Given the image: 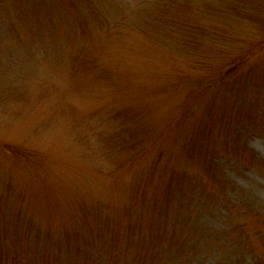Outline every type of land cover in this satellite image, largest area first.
<instances>
[{"label": "rangeland", "instance_id": "374dc122", "mask_svg": "<svg viewBox=\"0 0 264 264\" xmlns=\"http://www.w3.org/2000/svg\"><path fill=\"white\" fill-rule=\"evenodd\" d=\"M160 1L176 0H0V228L40 227L44 235L31 244L8 242L10 260L16 247L20 253L17 264H81L86 255L108 264H152V256L138 253L141 240L129 239L123 227L137 211L152 214L142 206L150 205L158 186L143 184L154 174L160 153V169L171 161L173 170L196 171L174 149L186 132L189 140L200 141L201 128L212 131L210 151L218 152L224 167L217 182L203 174L206 190L190 189L204 214L200 245L185 264H251L254 259L264 264V166L247 151L264 160V74L259 97L254 89L255 97L248 91L247 99L234 103L226 89L197 99L199 106H213L191 112L194 126L178 136L174 126L191 107L179 90L173 92L195 87L200 78L188 71L187 61L178 60L188 49L150 26ZM183 2L194 20L185 27L201 25L202 55L215 66L264 39V22L241 31V22L228 25L209 15L206 5L223 6L227 0ZM249 68L239 76H247ZM187 74L194 77L183 80ZM234 114L237 128L227 125ZM222 116L226 128L219 124ZM136 146L146 150L140 158ZM227 180L232 181L228 187ZM248 196L261 208L251 216H245V204L231 202ZM230 216L240 219L236 226L226 225ZM110 223L115 235L106 244L101 235ZM226 227L227 233L246 232L245 238L230 247L231 235L218 234ZM165 239L161 230L146 242L165 249ZM180 244L171 252L168 246L160 253L156 248V264L161 259L182 264L183 239Z\"/></svg>", "mask_w": 264, "mask_h": 264}, {"label": "trees", "instance_id": "16d2710c", "mask_svg": "<svg viewBox=\"0 0 264 264\" xmlns=\"http://www.w3.org/2000/svg\"><path fill=\"white\" fill-rule=\"evenodd\" d=\"M71 1L74 2L77 0ZM181 1L182 2L179 3L178 0H176L174 2H168V4H165L164 1L158 2L157 7L154 8L152 12L153 21L150 24V26L159 33L160 37L162 36L166 39H177L180 41V43H178L181 47L183 46L184 48L188 49V52L183 54L184 58L178 60L187 61V68L190 67L188 71L193 72L195 75L197 73L200 78L196 81L195 87L194 85L189 88L179 87L173 92L175 95L178 93L177 90H179V93H181L184 98L187 99V103L191 107V111H189L187 114L182 113L179 123L174 126V132L180 137L181 133L186 131L188 125L194 126V124L189 122L191 112H196V110L202 106H204L206 109L213 106L205 102H202L199 106L200 102L197 99L205 98L210 92H214V95L220 91L222 93L223 90L226 89L231 92L234 99L231 102L234 101V103H239L241 100L243 101L244 99H247L246 92L248 91L252 92L255 97L254 89L258 93L257 97H259L260 91L262 89V83H259V80L261 75L264 74L260 73L262 70H264V60H262V58H264V39H262L260 43L256 44L252 51L245 52L244 55H242L243 53L239 55L234 54L222 64L218 66L213 65L212 62L208 60L209 58L203 56L201 52L202 44L200 43L199 38L202 31L200 28L201 25L199 23L192 25V23L190 24V27H185L186 24H189V22H193L194 20L188 19L189 16H187L190 10L189 4L187 2H183V0ZM2 7L3 3L1 5V8ZM206 8H208L210 16H213L218 20H224V22H226L228 25L241 22V31L250 30L251 25H254L257 22H264V0H227V3L223 6L208 4L206 5ZM220 33L221 30L219 33L217 32V38L219 37ZM213 39L218 41L214 37ZM181 56L182 54L180 57ZM248 66L251 67L249 68L248 75L241 78L239 75L243 73V68ZM184 76L185 75H180L179 77ZM179 77L176 80L180 79ZM188 77L194 76L187 74L183 80ZM175 82L178 84L181 83L180 81ZM255 101L259 102L260 99L256 98ZM236 117L237 116L234 114L231 119L227 120V125L231 122L233 128H237L240 122L238 121V124V122L234 123L232 121ZM218 121L222 128H226L227 125L224 127L226 122L225 116L220 117ZM189 133H185L184 142L181 146H177L174 151L179 149L180 154L185 158H183L184 161H190L192 163V167H194L196 171L191 172L188 169L181 171L179 169L173 170L169 167L171 165V161L163 169H160L158 163L163 158V154L160 153L155 164L152 165V167L155 168L154 174H151V176L148 174V177L145 178L143 184L147 186L157 184L158 186L156 192L153 194V199L150 205L142 206L143 209L152 211V214H150V216H148V214L147 216H144L136 210V216L131 214L130 222L125 223V226L123 227V231L125 234L128 233L127 237L129 239H132L136 236L138 241L141 240L143 247L142 249L138 250V253H147L148 255L152 256V264H156V262L160 259L159 254L156 252V248L160 253L162 249L166 251L168 246L169 251L171 252L172 250L176 249L177 244L178 246L181 245L180 239H183L182 249L179 250V260H181L182 264H185L186 260L189 258L190 252L199 247L201 239V234L199 235V227L202 222L200 216L201 214H204V210L201 206L200 199L195 193L191 192L190 189L199 187L203 190H206L207 188L205 181L202 178L203 174L214 178L210 181L217 182L220 180L218 173L224 167V165L220 162L218 152L216 150L210 151V149H212L214 146L211 145V138L213 135L212 131H208L207 129L203 130L202 128L197 131L198 135L202 137L200 141V137L197 138L196 141L194 138L189 140ZM122 145L126 148L128 147V149L131 147L127 143ZM189 145L191 148H189ZM247 151L252 161L261 162V164L264 166V160H262L249 148H247ZM135 152L137 153V158H140L146 153V150L142 147L136 146ZM171 153L173 157L174 152ZM186 153L188 155H186ZM252 161L247 164L248 167L252 166ZM155 176H159V179H156ZM231 183L232 181L227 180L225 183L226 187H228ZM177 190H179L180 193L176 194L175 191ZM137 191H139L138 194L143 193L140 190ZM134 198L136 201H140L137 199V193H134ZM141 200L144 205V198ZM175 202H177V206H175ZM231 202H235V205L245 204L246 206H243L242 209L245 213V216L253 215L256 209L259 211L261 210L260 207H256V205H254L256 200L253 202L249 196L244 200L232 199ZM193 204L194 206H192ZM147 221H149L148 226H146ZM239 221L240 219L233 221V218L230 216L227 218L226 225L228 227H232L233 225L236 226ZM228 227L218 231V234H223L224 237L226 234H230L231 236L228 237L227 241L230 243V247H232V243L235 240L245 238L246 232H240L239 230L237 231L235 228L230 231L231 233H227L226 231L229 229ZM146 228L152 229L147 230ZM194 228L196 229L191 232V230ZM161 230L164 237L167 238L164 241L166 245L165 249L164 246L146 242V239L158 237ZM259 232L262 233L263 230ZM111 235L115 234L110 223L102 232L101 239L107 244L109 242L108 238ZM8 236H10L9 240ZM43 237L44 235L41 234L40 227L33 229L16 228L15 230L10 228H0V264L18 263L20 253L16 247L15 256L12 260H10L11 257L9 251L11 250V245H7L8 242L10 243V241H15V245H24L31 244V242H33L35 239L36 241H40V239L43 240ZM168 237L170 239H168ZM174 241H176L177 244ZM112 250L114 254V249L112 248ZM129 251L130 249L128 248L126 252L128 253ZM21 252L25 253V251ZM83 261H87L86 264H108L105 262V260H100V258L94 257V255L84 256ZM83 261L81 264H85ZM123 263L124 262H118L117 264ZM159 264H163L162 259L160 260ZM237 264L240 263L237 262ZM251 264H260V262L259 260L254 259Z\"/></svg>", "mask_w": 264, "mask_h": 264}]
</instances>
